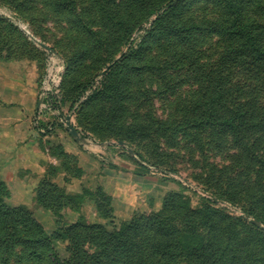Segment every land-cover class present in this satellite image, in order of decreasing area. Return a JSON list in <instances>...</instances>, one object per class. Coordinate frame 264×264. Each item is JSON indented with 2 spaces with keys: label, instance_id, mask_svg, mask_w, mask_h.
<instances>
[{
  "label": "rangeland",
  "instance_id": "374dc122",
  "mask_svg": "<svg viewBox=\"0 0 264 264\" xmlns=\"http://www.w3.org/2000/svg\"><path fill=\"white\" fill-rule=\"evenodd\" d=\"M0 59L58 80L46 161L0 179L61 261L264 264V0H0Z\"/></svg>",
  "mask_w": 264,
  "mask_h": 264
},
{
  "label": "crops",
  "instance_id": "0c3cea01",
  "mask_svg": "<svg viewBox=\"0 0 264 264\" xmlns=\"http://www.w3.org/2000/svg\"><path fill=\"white\" fill-rule=\"evenodd\" d=\"M19 63L0 59V177L8 183L15 175L16 186L25 187L22 169L43 166L40 137L48 136L33 122L41 90L37 76H21Z\"/></svg>",
  "mask_w": 264,
  "mask_h": 264
},
{
  "label": "trees",
  "instance_id": "16d2710c",
  "mask_svg": "<svg viewBox=\"0 0 264 264\" xmlns=\"http://www.w3.org/2000/svg\"><path fill=\"white\" fill-rule=\"evenodd\" d=\"M235 34L243 41L242 48L249 38L256 45L261 42L258 38L246 34L244 29L238 25L235 26ZM57 189L60 190L57 186H53V190ZM7 191L9 190L5 181L0 179V246L3 249L9 247V250L17 245L22 246V251L17 253L16 256L25 261L26 258L36 261L38 258L47 256V258H51L49 264H67V260L61 261L56 255L51 247V238L29 210L24 207H11L3 201L4 196L8 194ZM46 192H51V190H47ZM41 193L40 191L38 198L42 200L43 195ZM83 228L85 227L83 226ZM79 229L80 226L78 225L66 228L67 237L74 243H78ZM120 247L122 249L126 248L124 240ZM3 249L1 248V250ZM8 256V252L7 254L0 255V261H7Z\"/></svg>",
  "mask_w": 264,
  "mask_h": 264
},
{
  "label": "built area",
  "instance_id": "2783aa9c",
  "mask_svg": "<svg viewBox=\"0 0 264 264\" xmlns=\"http://www.w3.org/2000/svg\"><path fill=\"white\" fill-rule=\"evenodd\" d=\"M51 66H49L46 71V73L48 75H46L45 79L43 80L42 83V87L40 90V94H39V103H38V109H37V113L35 115V123H37L38 127L41 128V131H52L53 129V122L49 123V124H44L45 127L41 126L42 124H39V121L42 119V114L45 111H54L53 109H55V99L57 98L59 100V89H58V80L56 83H54V86H52V84L50 83V78L49 76H51V70H50ZM41 118V119H40Z\"/></svg>",
  "mask_w": 264,
  "mask_h": 264
},
{
  "label": "water",
  "instance_id": "95a60500",
  "mask_svg": "<svg viewBox=\"0 0 264 264\" xmlns=\"http://www.w3.org/2000/svg\"><path fill=\"white\" fill-rule=\"evenodd\" d=\"M31 37L33 38V36H31ZM34 40H36L38 42V44L41 45L46 50L53 51V49L51 47H49L47 44H45V43H43V42H41L35 38H34ZM66 128L69 130L70 135L73 136L76 140H78V141L82 140V137L79 135L78 130L74 127V125L71 121V116H68L66 118ZM256 224L261 225V223L257 222V221H256Z\"/></svg>",
  "mask_w": 264,
  "mask_h": 264
}]
</instances>
